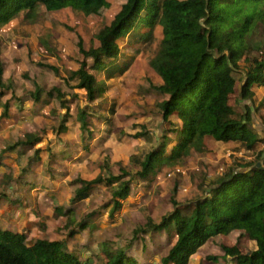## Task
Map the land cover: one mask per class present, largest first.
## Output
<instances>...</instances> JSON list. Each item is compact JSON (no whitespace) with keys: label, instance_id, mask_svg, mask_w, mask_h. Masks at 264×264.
<instances>
[{"label":"rangeland","instance_id":"374dc122","mask_svg":"<svg viewBox=\"0 0 264 264\" xmlns=\"http://www.w3.org/2000/svg\"><path fill=\"white\" fill-rule=\"evenodd\" d=\"M107 1L89 15L72 9L46 14L39 6L32 18H25L23 11L0 26V117L2 104L11 111L0 123V229L24 232L28 244L38 238L60 240L86 264H102L108 248L127 249L139 261L157 264L176 235L173 229L152 233L149 224H159L175 210L188 213L192 200L229 171H242L246 163H264L258 156L264 148V86L252 85V97L242 99L243 73L231 72L236 89L229 103L241 114L247 109L252 113V125L263 139L252 149L240 142L199 137L203 145L187 149L178 161L159 163L151 177L138 180L139 162L158 147L169 126L161 116L160 103L166 98L158 91L162 80L149 65L162 32L154 26L151 40L136 45L130 44L135 38L131 30L116 39L119 56L112 64L118 63L120 71L113 75L92 69L94 60L87 58L88 71L102 87L89 99L76 87L72 73L84 60L79 44L86 50L96 48L98 32L124 3ZM250 37L251 48L239 54V61L261 54L264 25H256ZM36 86L44 92L34 103ZM82 113L87 130L79 127ZM21 140L32 142L31 147H22ZM166 140L169 153L175 142ZM36 151L41 152L39 160L28 161ZM108 176L117 179L93 184L86 198L74 202L79 179ZM127 181V197H114L116 187ZM56 206L69 213L57 214ZM94 213L91 228H80L79 223ZM70 229L76 231L73 236ZM135 230H143L140 236L153 234V247L143 248L140 237L134 238ZM233 245L243 252L256 249L255 241L234 230L207 239L187 264H232L231 257L224 258L223 247Z\"/></svg>","mask_w":264,"mask_h":264},{"label":"trees","instance_id":"16d2710c","mask_svg":"<svg viewBox=\"0 0 264 264\" xmlns=\"http://www.w3.org/2000/svg\"><path fill=\"white\" fill-rule=\"evenodd\" d=\"M107 2L0 0V26L23 11L25 18H32L39 6L46 14L72 9L89 15ZM258 24L264 25V0H124L109 24L98 32L96 48L86 50L82 43L79 44L84 60L73 71L72 78L77 81L76 87L93 99L102 87L97 76L88 71L86 59L94 60L92 69H105L107 76L113 75L120 71L118 63L112 64L119 56L116 39L131 30L135 38L130 44L136 45L141 40H151L154 26L161 29L162 38L149 65L162 80L158 91L166 98L160 103L161 116L169 126L158 147L146 153L139 162L138 180L151 177L159 163L178 161L187 149L203 145L199 137L240 142L248 150L263 140L252 125V113L247 109L241 114L229 103V97L236 89L231 72L239 70L243 73L240 77L242 99L252 97V85L264 86V47L261 54H253L244 61L238 59L241 52L250 50V33ZM142 26H147L144 33L138 31ZM1 70L0 86L3 87ZM43 92L42 87L36 86L32 93L34 103L40 102ZM2 107L0 118L9 116V105L2 104ZM84 115L82 113L77 120L79 127L87 130ZM167 138L175 142L169 153L166 152ZM20 142L24 148L32 145L27 140ZM40 153L36 151L28 161H38ZM263 153L264 148L258 153L259 160L264 161ZM100 178L79 179L81 185L76 190L74 202L86 198L93 184L103 180L109 183L116 176ZM129 184L127 181L116 187L114 197H127ZM208 190L192 200L188 213L175 210L165 215L159 224H149L152 233L173 229L176 235L167 254L161 256L157 264H187L190 256L207 239L234 230L243 231L246 239L255 241L256 249L243 252L237 245L224 246V258L231 257L232 264H264V163L260 166L255 162L246 163L242 171L231 170L213 181ZM10 201L20 203L18 199ZM59 209L56 206L59 215L69 213ZM94 216L95 213L86 216L79 223L80 228H91L90 219ZM75 232L70 229L68 233L73 236ZM142 232L135 230L134 238L140 237L143 248H152L153 234L140 236ZM26 238L24 232L0 229V264H86L60 240L38 238L28 244ZM103 252L106 259L102 264H150L139 261L127 249L108 248ZM207 259L217 260V257L208 256Z\"/></svg>","mask_w":264,"mask_h":264},{"label":"crops","instance_id":"0c3cea01","mask_svg":"<svg viewBox=\"0 0 264 264\" xmlns=\"http://www.w3.org/2000/svg\"><path fill=\"white\" fill-rule=\"evenodd\" d=\"M10 113H11V111H9ZM10 115V114H9ZM4 119H7L8 118V116L7 117H3ZM3 118H1L0 119V123H1V121L3 120ZM5 229H8V230H11V229H9V228H5ZM2 230H4V229H2ZM11 231H13V230H11ZM17 231V230H16ZM16 231H14V232H16ZM18 232H21V231H18Z\"/></svg>","mask_w":264,"mask_h":264},{"label":"water","instance_id":"95a60500","mask_svg":"<svg viewBox=\"0 0 264 264\" xmlns=\"http://www.w3.org/2000/svg\"><path fill=\"white\" fill-rule=\"evenodd\" d=\"M262 156H264V153H263V155ZM257 166H260V164H258Z\"/></svg>","mask_w":264,"mask_h":264}]
</instances>
